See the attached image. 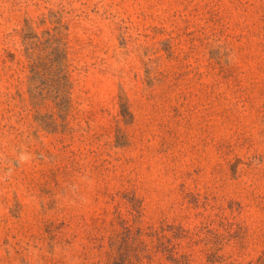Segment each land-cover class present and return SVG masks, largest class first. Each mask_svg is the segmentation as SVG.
I'll list each match as a JSON object with an SVG mask.
<instances>
[{
    "label": "rangeland",
    "instance_id": "374dc122",
    "mask_svg": "<svg viewBox=\"0 0 264 264\" xmlns=\"http://www.w3.org/2000/svg\"><path fill=\"white\" fill-rule=\"evenodd\" d=\"M0 264H264V0H0Z\"/></svg>",
    "mask_w": 264,
    "mask_h": 264
}]
</instances>
